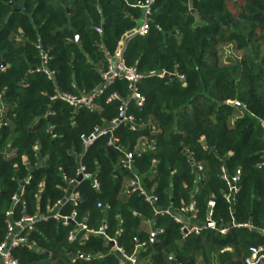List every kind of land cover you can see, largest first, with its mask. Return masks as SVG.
<instances>
[{
    "label": "trees",
    "instance_id": "trees-1",
    "mask_svg": "<svg viewBox=\"0 0 264 264\" xmlns=\"http://www.w3.org/2000/svg\"><path fill=\"white\" fill-rule=\"evenodd\" d=\"M144 1L0 0V242L9 209L14 220L43 216L21 232L34 244L12 250L18 264H118L102 235L68 240L78 221L93 229L105 223L127 254L137 249L140 264H244L249 246L264 245V0H155L148 33L130 36L123 49L127 64L145 75L144 103L129 102L136 129L118 125L113 145L103 135L84 148L80 134L119 116L125 81L108 85L94 109L50 98L55 89L88 93L100 85L108 57L140 23ZM225 43L241 52L226 63L217 56ZM37 45L52 78L37 70ZM113 92L119 99L107 101ZM124 152L133 170L122 166ZM80 163L95 173L98 189L78 180ZM222 166L240 176L232 202L223 196ZM135 173L159 207L183 219L179 209L193 200L204 222L213 199L216 229L182 238L179 223L130 189ZM70 179L81 198L58 209L75 213L64 224L46 215Z\"/></svg>",
    "mask_w": 264,
    "mask_h": 264
},
{
    "label": "built area",
    "instance_id": "built-area-1",
    "mask_svg": "<svg viewBox=\"0 0 264 264\" xmlns=\"http://www.w3.org/2000/svg\"><path fill=\"white\" fill-rule=\"evenodd\" d=\"M155 0H145L144 2L139 4V7L143 10V17L140 23L128 34L124 36V38L120 41L118 49L115 54L111 57H108V61L106 66L101 71V83L100 85L91 92L88 93H70L64 92L60 89H55L53 95L50 97L51 100H60L66 103L72 109H94L96 108V96L101 95L104 92V89L114 83L116 80H123L126 82L127 86V96L123 98L121 104H119L118 110L120 112L119 116L113 117L106 124H95L91 130L87 133L80 134V140L84 146V148L89 147L93 144V142L99 137L103 135H109L108 144L113 145L117 142V138L113 134V130L120 124L128 123L130 128L136 129V125L133 122V116L128 113V105L129 102L133 101L138 107L142 106L144 103V96L139 90V82L144 78V74L140 72L136 66L129 65L125 61L123 57V49L125 47V42L127 38L132 35H146L150 29V14L152 10V4ZM97 31H100L99 28H96ZM40 48V57L42 58L41 66L37 69L41 73H43L47 78H52L53 72L49 70L46 66V62L48 60L47 53L39 46ZM165 73L161 72L159 74L160 77H163ZM175 77L179 80H184L183 74L173 73ZM119 94L117 92L111 93L107 101H112L114 99H119ZM1 115V111H0ZM155 161V160H153ZM122 166L133 170L130 155L127 152H124V157L122 159ZM194 167L199 171L201 169L200 164H194ZM221 175L220 177L226 180L228 185V190L223 193L224 198L228 202L233 201L234 194L238 191L237 183L240 180V176L238 173L229 176L226 173L225 166L221 167ZM77 177L81 176V179H88L91 181V184L94 188H99V181L96 178L95 173L87 171L83 164H79L76 170ZM69 188L67 189L66 194L60 200H58L53 208L49 211L46 216H52L58 221L67 224L69 221H74V214L72 215H61L58 212V209L65 203L70 202L73 205H76L77 202L81 198V194L78 190L75 189L77 185V181L74 179L68 180ZM128 185L132 191L138 192L143 196L144 200L150 204L156 214L168 215L172 217L177 223L180 224V232L182 238H186L191 234H199L203 228H205L206 223L211 221L213 225L210 228L216 229V224L212 220V209L214 207V200L210 199L208 204V211L206 213L204 222H197L196 218V210L194 209V201L192 200L189 204L182 205L179 209V212L182 214H188V219H183L180 215L174 213L169 207H159L157 205L158 197L157 195L148 192L143 184L140 181L139 175L137 173L129 180ZM18 195H14L12 197L13 200L17 201ZM97 206H102L100 202L97 203ZM7 216V224H6V234L4 239L0 242V259L1 264H18L17 259L14 257L12 250L22 244L33 245L34 242L31 241L26 234L21 233L26 229L30 230L33 227V224L39 218L38 214H22L18 219L14 220L11 215L12 212L10 209L5 212ZM193 220L190 221V219ZM236 226H240L242 224H233ZM76 228L69 230L67 238L69 241L78 240V242L83 243L87 240L89 234H99L105 237L111 243V250L115 251L118 254V264H140L137 260L136 253L137 249H135L131 254H127L123 247L117 243V239L115 237H110L105 234L106 225L103 223L98 229L89 228L85 222L78 221L75 223ZM220 233H225L227 228L218 229ZM80 231L79 236L76 235ZM119 232V231H118ZM144 243H141L140 246H143ZM173 256L169 255L168 258L171 259ZM86 260H89L88 256H85ZM244 264H264V245H252L249 246L248 252L244 257Z\"/></svg>",
    "mask_w": 264,
    "mask_h": 264
},
{
    "label": "rangeland",
    "instance_id": "rangeland-1",
    "mask_svg": "<svg viewBox=\"0 0 264 264\" xmlns=\"http://www.w3.org/2000/svg\"><path fill=\"white\" fill-rule=\"evenodd\" d=\"M239 55H241L240 50H234L228 43L222 44L217 48V56L224 63L228 62L231 56Z\"/></svg>",
    "mask_w": 264,
    "mask_h": 264
},
{
    "label": "water",
    "instance_id": "water-1",
    "mask_svg": "<svg viewBox=\"0 0 264 264\" xmlns=\"http://www.w3.org/2000/svg\"><path fill=\"white\" fill-rule=\"evenodd\" d=\"M77 39H78V38H77ZM122 39H123V38H122ZM2 65H3V63H2ZM171 76H172V77H175V74H171ZM228 103H231V104H232L233 102H228ZM263 135H264V134H263ZM207 147H209V144H206V148H207ZM180 148H181V147H180ZM80 179H81V176L78 177V180H80ZM212 225H213V223H212L211 221H208V222L206 223V226H207V227H211ZM153 236H155V234H154Z\"/></svg>",
    "mask_w": 264,
    "mask_h": 264
},
{
    "label": "crops",
    "instance_id": "crops-1",
    "mask_svg": "<svg viewBox=\"0 0 264 264\" xmlns=\"http://www.w3.org/2000/svg\"><path fill=\"white\" fill-rule=\"evenodd\" d=\"M188 219V218H187ZM186 219V220H187ZM193 220V218L190 219V221ZM195 220L198 222L199 220L197 218H195ZM0 264H1V259H0Z\"/></svg>",
    "mask_w": 264,
    "mask_h": 264
}]
</instances>
